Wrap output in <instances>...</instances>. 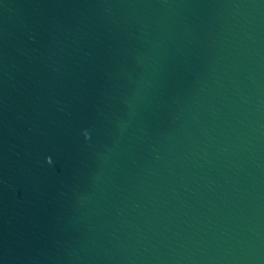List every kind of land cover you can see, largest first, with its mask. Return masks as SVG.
<instances>
[{"label":"water","instance_id":"1","mask_svg":"<svg viewBox=\"0 0 264 264\" xmlns=\"http://www.w3.org/2000/svg\"><path fill=\"white\" fill-rule=\"evenodd\" d=\"M0 264H264V0H0Z\"/></svg>","mask_w":264,"mask_h":264}]
</instances>
